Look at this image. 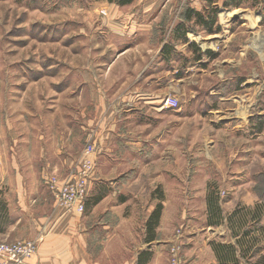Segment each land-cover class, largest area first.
I'll return each instance as SVG.
<instances>
[{"label": "rangeland", "instance_id": "rangeland-1", "mask_svg": "<svg viewBox=\"0 0 264 264\" xmlns=\"http://www.w3.org/2000/svg\"><path fill=\"white\" fill-rule=\"evenodd\" d=\"M132 4L0 0V242L39 241L44 226L29 227L34 220L47 224L70 214L55 203L44 179L67 175V165L87 141L99 139L108 126L138 140V151L148 157L143 163L119 156L124 168L118 178L132 183L124 213L135 232L162 195L172 235L179 236L170 245H181L182 264L195 257L185 259L193 244L187 235L200 232L194 243L204 247L207 237L219 236L214 234L219 225L249 231L264 248V28L261 66L258 61L255 69L252 61L239 63L243 45L238 43L252 34L241 26L251 22L249 8H221L219 17L229 18L223 34L194 28L201 34L198 45L210 51L206 62L198 66L194 60L189 73L175 79L170 65L158 61L156 42L133 41L116 49L119 42L102 26L109 7L119 6L124 13L122 8ZM173 13L165 17L169 27ZM229 33L236 42L228 49V37L222 35ZM194 48L200 59L201 47ZM152 100L160 110L141 105ZM126 166L138 169L130 173ZM159 167L166 172L164 179L156 174ZM17 182L24 185L22 202L30 212L22 226H11L4 201L16 202L23 191L17 192ZM212 191L225 215L219 225L207 224L206 195ZM103 193L100 187L95 197ZM111 204L86 208L83 215L101 218L111 213ZM101 238H89L87 249L95 261L112 264L126 257L127 241L105 245Z\"/></svg>", "mask_w": 264, "mask_h": 264}, {"label": "crops", "instance_id": "crops-1", "mask_svg": "<svg viewBox=\"0 0 264 264\" xmlns=\"http://www.w3.org/2000/svg\"><path fill=\"white\" fill-rule=\"evenodd\" d=\"M224 1L225 0H133L131 6L122 8L126 11L124 13L120 11L121 8H119V6L115 5L109 7L106 15L101 18H104L102 26L105 27L109 35H112L119 42L115 45L116 49L117 47L129 45V43L131 44L133 41L148 40L149 43L156 42V44L159 45L156 53L159 59L158 61L169 64V71H171L172 76H174L175 79H179V76L182 77V74L185 73L186 75L189 73L194 65V60L198 66L206 62V53L208 49H204V47L198 45V39L201 37L199 31L200 33L207 34H223L226 24L221 21L219 11L221 8H227L223 6ZM239 2L237 8H249V14L246 15L249 19L251 18V22L247 21L246 23L244 21L242 22L243 24L241 23V26H244L245 29L248 30V33H252L251 36L246 37L247 39L243 38L244 44L238 43L239 46L243 45L239 63L252 61L254 68L256 67L255 62L258 61L260 67V54L263 45L261 30L264 28L262 25L264 24V0H239ZM210 7L218 8L216 13V25L220 27L218 31L214 30V32L211 33L207 32L202 25L197 23L194 17L195 12L205 14ZM171 12H174L173 21L171 20L174 22V25L169 27L170 25L165 24L164 21L165 17L171 14ZM161 13L164 15L162 14L159 17ZM186 14H190V17H186ZM257 20H259L260 24L257 23ZM194 28L199 29L197 35ZM231 33H229V35H222L223 37H228V39L224 41V43L228 45V49L236 42L233 41L235 37L234 34L230 37ZM239 35L245 36L244 34ZM241 38L242 37H239L237 39L238 42H242ZM194 44H196L198 49H200L199 46L201 47L202 56L200 59L195 56L193 50ZM185 65H187L186 68H184ZM163 69L167 70L166 65ZM253 87H256V85L254 84ZM132 105L134 106V104ZM141 105L147 106V108L150 107L160 110L153 100L145 101L141 103ZM112 125L113 122L110 126ZM101 126L103 127L104 125ZM108 129V126H106L105 130L99 132V139L96 138L99 150L93 173L88 182V197L86 203L90 204L89 207L86 208L89 210L93 207L94 210L98 206L102 207V205L106 203H112L109 208H107L109 211L111 210V213L105 216L102 215L101 218L98 216L83 215L84 213H82V215L76 213L64 214L60 217H55L47 224L42 221L39 224L34 220V223L30 224L29 227L39 230V228L42 229L44 226V236L38 241L37 250L33 257L29 259L28 264H102L95 261L88 252L87 248L91 236H94L96 239L102 237L101 243L105 245L108 244L109 241L110 243L114 241L116 243L121 242V245L127 241V244L124 246L127 250L126 257L121 260H116V262L112 264H168V245L174 240L175 235H172V225L165 217L166 209L163 207L159 223L154 230V238L148 242L145 240V222L150 212L153 210V207L150 208L147 216L143 219L142 227L138 229V232H135L132 218L124 213L127 208V203L129 202L127 197L130 190L129 186H132V183L126 182V184L124 181L120 180L123 178H118L120 169L124 168L121 167L122 162L119 156L122 157V154H125L128 158H137L141 160V162L143 160V163L148 161V157L146 158L143 151H138L139 142L135 143L138 140L135 141V139L128 134L122 136ZM122 143H125V146H121L120 148L114 146ZM101 149L103 150L101 151ZM68 166L69 165H67V167ZM137 169L133 170L132 166H126L125 170L131 173ZM164 173H166L164 169L159 167L156 174H159L164 179ZM138 178L139 176L136 177V179ZM17 183L18 192L24 188V185L21 186L20 182ZM100 187L104 188V193L98 194L100 195L99 200L92 203V198L98 193ZM152 196L154 197V194ZM23 197L24 189L20 194L18 193L16 202L9 199L4 201L7 211L11 213V217L8 219L9 222H7L9 223L8 225L22 226L20 222L27 219L25 214L27 211L30 212V208L22 202L25 198ZM157 199L156 196V200ZM29 217L31 218V213ZM97 218L101 220L98 223L95 222ZM113 220H115V222H113ZM117 221H119V224H117ZM3 228L4 227H0V230ZM119 228H121V230ZM216 228L217 231H214V234H218L219 236L213 237V235H211L207 237L204 247L194 243V241L198 239L200 232L189 233L187 235L188 239H186L193 241V244L187 247L185 259L186 261L189 260L191 254L195 256L187 264H219L217 255L213 249V244H235L236 239L241 235V231H236L234 233L230 232V229L227 228L226 225H219ZM178 237L179 236H176V241L179 240ZM258 244L260 245L259 242ZM243 247H245V245H242V248ZM250 251L251 249L246 253V258H244V260L239 252L237 253L236 258L240 264H246V260L254 262L262 253L255 252L253 256H251L252 251ZM203 257H209V260L206 261Z\"/></svg>", "mask_w": 264, "mask_h": 264}, {"label": "built area", "instance_id": "built-area-1", "mask_svg": "<svg viewBox=\"0 0 264 264\" xmlns=\"http://www.w3.org/2000/svg\"><path fill=\"white\" fill-rule=\"evenodd\" d=\"M225 24L229 18L225 17ZM174 107L176 99H170ZM99 146L96 138H90L82 152L68 166L63 177H46L44 183L51 192L55 203L65 213H83L88 197V182L98 157ZM179 241V240H178ZM38 240L0 242V264H28L37 250ZM181 245L172 243L168 249V264H182Z\"/></svg>", "mask_w": 264, "mask_h": 264}, {"label": "trees", "instance_id": "trees-1", "mask_svg": "<svg viewBox=\"0 0 264 264\" xmlns=\"http://www.w3.org/2000/svg\"><path fill=\"white\" fill-rule=\"evenodd\" d=\"M108 2H116L118 4H127L131 0H106ZM212 1V0H210ZM239 0H225L223 2L224 7H238L239 6ZM218 11L217 7H210L208 12L205 14L204 13H194L195 21L199 23L200 25L203 26V28L211 33L219 30V26L216 25V13ZM186 17H190V14H186ZM193 49L194 45H193ZM207 53H210L208 51ZM100 195L92 199V203L96 202L99 200ZM157 198L159 199V202L154 206L153 210L150 212L148 218L146 219L145 222V240L150 241L154 238V230L157 227L163 205H162V195H157ZM90 203L85 202V208L89 207ZM206 204H207V224L208 225H219L224 222L225 220V215L223 214L220 200L218 193H214L213 191L208 193L206 195ZM3 213H1L2 215ZM252 216V215H251ZM230 220V217L228 218ZM231 224V223H230ZM231 229V232L234 233L232 226H229ZM259 240L252 235L249 231H242L241 235H239V238L236 239L235 244H230V243H215L213 244V249L215 250V253L217 255V259L219 264H240L238 259L236 258L237 253L239 252L240 256L243 258H246V253L251 249L252 253L251 256L255 252H262L258 258L254 262H249L246 260V264H264V248L258 244ZM242 245H245V247L242 248ZM254 247V248H253ZM253 248V249H252ZM263 250V251H262ZM250 251V252H251ZM250 256V257H251Z\"/></svg>", "mask_w": 264, "mask_h": 264}]
</instances>
